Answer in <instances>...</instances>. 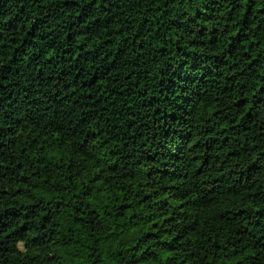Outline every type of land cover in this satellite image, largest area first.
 <instances>
[{"label": "trees", "instance_id": "16d2710c", "mask_svg": "<svg viewBox=\"0 0 264 264\" xmlns=\"http://www.w3.org/2000/svg\"><path fill=\"white\" fill-rule=\"evenodd\" d=\"M0 264H264V0H0Z\"/></svg>", "mask_w": 264, "mask_h": 264}]
</instances>
